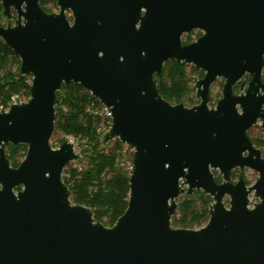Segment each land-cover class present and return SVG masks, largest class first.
Segmentation results:
<instances>
[{"label":"water","instance_id":"obj_1","mask_svg":"<svg viewBox=\"0 0 264 264\" xmlns=\"http://www.w3.org/2000/svg\"><path fill=\"white\" fill-rule=\"evenodd\" d=\"M0 2L14 21L0 38L31 78L30 98L0 111V264H264V157L248 136L258 120L264 129V0H57V13L40 0ZM171 60L204 72L199 104L160 95ZM218 78L222 97L210 108ZM70 83L109 110L104 144L133 149L128 207L112 227L71 200L62 176L81 158L72 140L50 144L57 93ZM9 144L27 147L17 167ZM237 168L257 181L232 183ZM195 191L213 198L208 222L173 227L177 199Z\"/></svg>","mask_w":264,"mask_h":264},{"label":"trees","instance_id":"obj_2","mask_svg":"<svg viewBox=\"0 0 264 264\" xmlns=\"http://www.w3.org/2000/svg\"><path fill=\"white\" fill-rule=\"evenodd\" d=\"M40 4L48 13L57 8V0H40ZM4 19L0 2V25ZM20 63L19 57L0 38V111L7 109L16 96L22 101L30 98L31 78L19 75ZM199 76L204 74L196 71L193 65L167 61L161 77L157 79L158 91L173 105L184 103L193 92ZM57 97L61 102L56 107L53 136H57L60 143L71 137L81 149V158L68 164L62 176L71 191V200L91 208L96 221L112 227L126 211L129 201L131 170L126 166L125 146L118 139L104 144L110 119L102 114L103 105L90 92L70 83L63 86ZM26 151L27 147L23 145L7 151L12 166L20 164ZM77 163L80 167L76 166ZM216 180L220 181V176H216ZM212 202L209 195L199 191L194 196H183L178 213L171 219L172 226L186 229L202 227L209 220Z\"/></svg>","mask_w":264,"mask_h":264},{"label":"rangeland","instance_id":"obj_3","mask_svg":"<svg viewBox=\"0 0 264 264\" xmlns=\"http://www.w3.org/2000/svg\"><path fill=\"white\" fill-rule=\"evenodd\" d=\"M59 11L58 7L55 8L53 10L52 13H57ZM70 12L67 13V16L68 18H70ZM9 24L11 25H14V21L13 20H10L8 18L4 19V21L2 22V26H7ZM198 31H193L189 34H185L183 37H182V41L183 42H187V43H191L193 41H195L197 39V36H198ZM190 36V37H189ZM192 40V41H191ZM202 73L204 74V72L202 71ZM264 73V71H263ZM194 78H197V75H193ZM203 76H199V78H202ZM245 81V83H247L248 79L246 80V78H243L239 84L243 83ZM223 84H224V79L223 78H218L216 80L215 83L212 84L211 88H210V101L208 103L209 107L212 108V107H215L218 100L222 97V88H223ZM247 85H245L244 87H235V93L236 94H242L244 92V89H246ZM24 101H27V100H24ZM61 102V101H60ZM200 102V99H198L196 97V92H191L189 98L187 101H185L183 104L186 106V107H192V106H195L197 104H199ZM103 109H104V106H103ZM102 109V110H103ZM110 126V125H109ZM109 128V127H108ZM108 131V129H106V132ZM105 132V133H106ZM249 135L250 137L252 138H257V139H264V130L261 128V127H256V128H253V130L251 132H249ZM62 134L59 135V137H61ZM57 136H52L51 138V141H50V144L53 148H58L60 146V142L59 140H57ZM72 142L74 143L75 145V150L76 152L81 156L80 152H81V149H80V146L74 141L73 138L69 137ZM125 148H124V153H125V161H126V166L131 170V166H132V155L131 153L133 154V149L129 146H126L124 145ZM261 151L264 152V147H258ZM131 158V161H129V159ZM23 159V158H22ZM77 162V161H76ZM76 166L80 167V163H77ZM216 174L218 175L219 172L218 170H215ZM235 175L232 176V181H237L238 180V176L240 174V170L237 168L235 171H234ZM242 174L244 176V180L246 181L247 185H252L254 184L258 177H259V173L253 169H250V168H246L242 171ZM196 192V191H195ZM194 192V194H195ZM199 192H202V191H199ZM194 194L192 196H194ZM183 196L184 195H181L178 199H177V204L179 205V203L183 200ZM250 199L252 202H257L258 199L255 197V195L252 193L250 195ZM213 203V202H212ZM224 203L226 206L229 205V198L228 197H225L224 198ZM178 213V208L175 212V214ZM206 223H204L205 225ZM202 225V226H204ZM178 228V227H176ZM199 227H195L193 229H198Z\"/></svg>","mask_w":264,"mask_h":264},{"label":"flooded vegetation","instance_id":"obj_4","mask_svg":"<svg viewBox=\"0 0 264 264\" xmlns=\"http://www.w3.org/2000/svg\"><path fill=\"white\" fill-rule=\"evenodd\" d=\"M195 31H198V33H200V35L199 36H197V39L202 35V32L201 31H199V30H195ZM263 71H264V69H263ZM263 77V76H262ZM244 78H246V80L248 79V81H247V83H241V84H239V82H238V84L235 86L236 87V89H237V87H244L245 85H247V87H248V83H249V81H250V79H251V76L250 75H247L246 77H244ZM263 81H264V79H263ZM235 87H234V92H235ZM246 87V88H247ZM245 90V89H244ZM236 94V93H235ZM261 123V121L260 120H258L257 121V124H255L251 129H249V131H248V136L250 137V135H249V132H251L252 130H253V128H256V127H260L259 126V124ZM264 130V129H263ZM250 139H251V141L253 142V144H254V146L256 147V148H258V147H264V139L262 140V139H257V138H252V137H250ZM257 145H259V146H257ZM21 146V145H20ZM11 148H14V149H17L18 147H14V146H12V145H7L6 147H5V153H6V156H7V151L8 150H10ZM259 149V148H258ZM260 150V149H259ZM261 151V150H260ZM261 154H262V157H264V152L263 151H261ZM236 170V169H235ZM235 170H233L232 171V174H231V182L232 183H237V181H232V176L233 175H235V173H234V171ZM240 170V169H239ZM242 171L243 170H240V174H239V176H238V179H239V177H240V175H243L242 174ZM214 174H215V179H216V176H220V181H217L218 183H222V177H221V175L220 174H216L215 173V171H214ZM244 177V176H243ZM212 198V197H211ZM213 199V198H212Z\"/></svg>","mask_w":264,"mask_h":264},{"label":"built area","instance_id":"obj_5","mask_svg":"<svg viewBox=\"0 0 264 264\" xmlns=\"http://www.w3.org/2000/svg\"><path fill=\"white\" fill-rule=\"evenodd\" d=\"M102 114L105 115L106 117H108L110 119V123H111V114L109 112V110H107L105 107L102 110Z\"/></svg>","mask_w":264,"mask_h":264}]
</instances>
